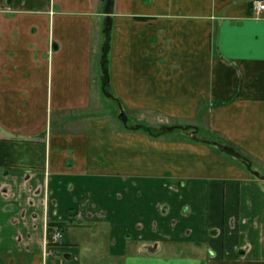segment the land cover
<instances>
[{"label":"crops","instance_id":"1","mask_svg":"<svg viewBox=\"0 0 264 264\" xmlns=\"http://www.w3.org/2000/svg\"><path fill=\"white\" fill-rule=\"evenodd\" d=\"M257 1L0 0V264H264Z\"/></svg>","mask_w":264,"mask_h":264},{"label":"rangeland","instance_id":"2","mask_svg":"<svg viewBox=\"0 0 264 264\" xmlns=\"http://www.w3.org/2000/svg\"><path fill=\"white\" fill-rule=\"evenodd\" d=\"M144 124H141V126H143ZM165 125V124H164ZM175 125L173 124H167V131L164 132L163 129V125L160 124L158 125V127H153L150 128L148 127L149 130H153L155 129V133L156 134H165V136L167 135L168 137H172V136H177L178 134H182L180 135L181 137L183 136L184 138H186L187 140H202V141H206V142H210L211 144H214L215 148H217V152L224 158H229V159H235L237 160L239 163H245L246 165L249 166L250 169L253 170V173L255 175H262L263 174V170H264V166L261 162H259L258 160H255L253 157L242 154L241 151L239 149L237 150H233V146L231 148V151L229 152L228 150L230 149L231 145L229 144V142L225 141V139L223 138V136L217 134L216 132L213 133L212 135L207 133V132H203V131H193L192 128L187 129L184 132H177L175 129L173 128ZM181 126H185L180 124L179 128H183ZM263 176V175H262ZM50 239V238H49Z\"/></svg>","mask_w":264,"mask_h":264},{"label":"built area","instance_id":"3","mask_svg":"<svg viewBox=\"0 0 264 264\" xmlns=\"http://www.w3.org/2000/svg\"><path fill=\"white\" fill-rule=\"evenodd\" d=\"M256 9L258 12L262 13L264 15V2L263 1H257L256 2ZM49 240L55 242L58 240H61L63 238V232L59 227H55L50 233H49Z\"/></svg>","mask_w":264,"mask_h":264},{"label":"water","instance_id":"4","mask_svg":"<svg viewBox=\"0 0 264 264\" xmlns=\"http://www.w3.org/2000/svg\"><path fill=\"white\" fill-rule=\"evenodd\" d=\"M121 117H122L124 120H127V115H126L124 112L121 113Z\"/></svg>","mask_w":264,"mask_h":264},{"label":"flooded vegetation","instance_id":"5","mask_svg":"<svg viewBox=\"0 0 264 264\" xmlns=\"http://www.w3.org/2000/svg\"><path fill=\"white\" fill-rule=\"evenodd\" d=\"M53 229H54V228H53ZM53 229H51V228L49 227V233H50ZM58 241H60V240H58ZM55 242H57V241H55Z\"/></svg>","mask_w":264,"mask_h":264},{"label":"trees","instance_id":"6","mask_svg":"<svg viewBox=\"0 0 264 264\" xmlns=\"http://www.w3.org/2000/svg\"><path fill=\"white\" fill-rule=\"evenodd\" d=\"M54 225V223L53 224H51V226H53ZM51 226H50V228H51Z\"/></svg>","mask_w":264,"mask_h":264}]
</instances>
